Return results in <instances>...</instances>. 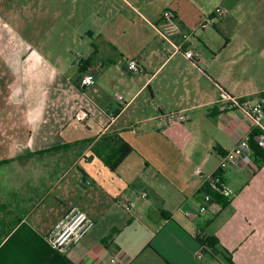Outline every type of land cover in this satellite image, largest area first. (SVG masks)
<instances>
[{
    "label": "crops",
    "instance_id": "0c3cea01",
    "mask_svg": "<svg viewBox=\"0 0 264 264\" xmlns=\"http://www.w3.org/2000/svg\"><path fill=\"white\" fill-rule=\"evenodd\" d=\"M2 4V242L21 225L46 241L75 208L94 226L66 254L73 264H105L114 255L127 264H264V164L224 170L235 196L198 214L202 179L254 130L227 98L264 103V0H62L60 11L47 1L45 17L60 21L65 50L86 62L70 76L41 69L36 32L30 25L28 36L14 33L4 19L15 24V11ZM23 4L35 21V2ZM217 7L224 14L199 31ZM166 10L180 30L194 32L192 46L205 49L198 63L172 54L156 35ZM130 61L142 72H129ZM90 72L95 85L80 89L79 78ZM79 110L88 115L81 124L73 120ZM177 111L186 123L160 121V113ZM119 141L131 152L111 171L105 158ZM50 196L48 211L36 215ZM123 203H132L129 211ZM203 237L217 240L216 255L204 249L197 257Z\"/></svg>",
    "mask_w": 264,
    "mask_h": 264
},
{
    "label": "built area",
    "instance_id": "2783aa9c",
    "mask_svg": "<svg viewBox=\"0 0 264 264\" xmlns=\"http://www.w3.org/2000/svg\"><path fill=\"white\" fill-rule=\"evenodd\" d=\"M224 14L222 8L217 7L213 11V18L203 19L198 26L199 31L208 30L212 23ZM154 31L159 39L168 44L172 49V54H181L183 58L191 63H198L202 55L200 51L195 49L191 41L194 32H184L180 30L175 22V18L171 11L166 10L162 13L161 20L154 26ZM127 69L131 73L139 74L142 72L141 67L136 61H130ZM96 83L95 75L90 73L83 74L78 80V87L82 90L93 87ZM118 102L127 106L123 102V97L118 96ZM229 109L239 110L241 118L247 120L251 124V129H257L259 133L255 137L257 147L264 150V103L258 99H234L227 98ZM86 111L79 110L73 117L76 123H83L87 119ZM159 119L165 125H179L186 123L188 117L183 111L160 113ZM110 123L114 122L115 117L109 118ZM250 132L242 135L237 141L234 148L226 152L218 162L217 171L204 176L202 179L203 189L200 193V203L198 214H208L209 207L213 203V195L219 196L227 201L231 200L235 195L233 191L222 180V172L232 166L254 167L253 152L250 148ZM195 175L201 176L202 171L196 168ZM145 193L139 198L144 199ZM132 203H123L122 207L125 211H129ZM94 226L93 220L84 212L78 209H71L70 212L60 219L46 236V241L50 247L56 252L66 255L74 246L78 245L81 240L92 230ZM205 248L200 246L197 257L202 256ZM105 264H127L119 255L110 257Z\"/></svg>",
    "mask_w": 264,
    "mask_h": 264
},
{
    "label": "rangeland",
    "instance_id": "374dc122",
    "mask_svg": "<svg viewBox=\"0 0 264 264\" xmlns=\"http://www.w3.org/2000/svg\"><path fill=\"white\" fill-rule=\"evenodd\" d=\"M47 1L55 2V5L57 6L56 10H62V0H0V3H3L2 5L5 6V10L12 9L13 12L15 11V15L19 17H16L15 20L10 18L14 20L15 24L7 19H4L14 33L20 34L22 37L28 36L30 25L31 33L36 32L37 37L35 52L41 59L39 61L41 69H48L49 66L50 68L52 67L55 72H58L63 76H70L77 71L78 63L82 57L76 50H65L66 46L63 45L64 39L62 37L63 32L60 21L48 23L50 18L46 19V14H44L45 3ZM30 2H35V6L37 5V18L35 21L31 20V22H29L28 15L24 14L25 7L23 4L25 3V6H28ZM14 6L17 8L15 9ZM28 10L29 9L27 7V11ZM14 25L17 27L18 31L15 30ZM200 51L204 53L205 49L200 47ZM53 200L52 196H50L44 201V203H40V206L35 211V214L40 216L44 212L48 211V207L51 203H53ZM31 204V202L28 203L29 206ZM46 219L48 220L49 218L47 217Z\"/></svg>",
    "mask_w": 264,
    "mask_h": 264
},
{
    "label": "trees",
    "instance_id": "16d2710c",
    "mask_svg": "<svg viewBox=\"0 0 264 264\" xmlns=\"http://www.w3.org/2000/svg\"><path fill=\"white\" fill-rule=\"evenodd\" d=\"M86 62L80 60L79 68L83 70ZM264 97V95H263ZM259 131L254 129L250 134V148L253 152L254 163L260 167L264 164V150L257 147L255 137ZM118 150L114 156L106 157L105 164L108 169L114 171L118 165L131 152L130 147L123 141L118 142ZM223 155H221L222 157ZM220 157V158H221ZM214 200H221L225 205L227 200L213 195ZM198 244L208 249L211 254H217V240L213 237L197 239ZM0 264H73L66 255L53 250L50 245L37 232L21 225L7 239L2 242L0 237Z\"/></svg>",
    "mask_w": 264,
    "mask_h": 264
}]
</instances>
